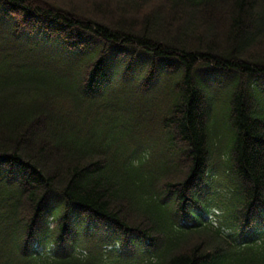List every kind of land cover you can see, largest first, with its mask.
<instances>
[{"label": "trees", "instance_id": "trees-1", "mask_svg": "<svg viewBox=\"0 0 264 264\" xmlns=\"http://www.w3.org/2000/svg\"><path fill=\"white\" fill-rule=\"evenodd\" d=\"M0 264H264V0H0Z\"/></svg>", "mask_w": 264, "mask_h": 264}, {"label": "rangeland", "instance_id": "rangeland-1", "mask_svg": "<svg viewBox=\"0 0 264 264\" xmlns=\"http://www.w3.org/2000/svg\"><path fill=\"white\" fill-rule=\"evenodd\" d=\"M60 1H61V0H60ZM77 1L85 2V0H76V2H77ZM223 90H224V89H223ZM223 90H222V91H223ZM222 91H221V92H222ZM216 113H218V114H217V117L220 118V119H223L224 116H225V113H224L220 108H219V111H218V109L215 110V114H216Z\"/></svg>", "mask_w": 264, "mask_h": 264}]
</instances>
